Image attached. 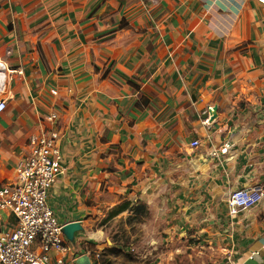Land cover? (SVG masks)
Returning a JSON list of instances; mask_svg holds the SVG:
<instances>
[{
	"label": "crops",
	"instance_id": "crops-1",
	"mask_svg": "<svg viewBox=\"0 0 264 264\" xmlns=\"http://www.w3.org/2000/svg\"><path fill=\"white\" fill-rule=\"evenodd\" d=\"M0 68L1 182L17 180L45 108L60 113L63 174L49 204L83 227L67 264L111 248L124 202L164 211L181 236L220 219L222 264H264V200L237 215L228 205L264 183L256 0H0Z\"/></svg>",
	"mask_w": 264,
	"mask_h": 264
},
{
	"label": "built area",
	"instance_id": "built-area-1",
	"mask_svg": "<svg viewBox=\"0 0 264 264\" xmlns=\"http://www.w3.org/2000/svg\"><path fill=\"white\" fill-rule=\"evenodd\" d=\"M256 1L264 6V0ZM51 95L57 97L58 91L51 90ZM59 121L57 109L46 107L40 117L42 130L29 138L28 152L18 164L17 180L0 181V264H67L73 251L63 232L65 225L49 204L50 191L63 174ZM199 146V141L192 143L194 148ZM230 148L226 143L221 153ZM263 200L264 183L236 189L229 196V212L237 215ZM101 258L96 253L94 260L90 257L91 264H102Z\"/></svg>",
	"mask_w": 264,
	"mask_h": 264
},
{
	"label": "rangeland",
	"instance_id": "rangeland-1",
	"mask_svg": "<svg viewBox=\"0 0 264 264\" xmlns=\"http://www.w3.org/2000/svg\"><path fill=\"white\" fill-rule=\"evenodd\" d=\"M4 96L0 95V108ZM262 123H253V128H262ZM264 128V127H263ZM158 214V213H156ZM150 215L143 221L117 219L108 227V246H113V240L121 244L127 243L125 251L134 259L117 258L113 264H222L225 262L227 251L221 248L220 236L224 239L227 234L218 226H210L204 232H198L196 226L183 225L184 236L173 229V221L164 216ZM207 219L205 222H207ZM212 225V223H210ZM172 230V232H171ZM227 243V241H225ZM226 253V254H225ZM102 256V255H101ZM103 257L101 258V262Z\"/></svg>",
	"mask_w": 264,
	"mask_h": 264
},
{
	"label": "trees",
	"instance_id": "trees-1",
	"mask_svg": "<svg viewBox=\"0 0 264 264\" xmlns=\"http://www.w3.org/2000/svg\"><path fill=\"white\" fill-rule=\"evenodd\" d=\"M126 212L130 215L128 221H143L149 216V210L146 204L142 202H124L111 212L110 219ZM126 248H128L127 243L121 244L120 242H115V240H113V246L102 253V264H113V259L121 257L133 260L134 257L129 252L127 253L125 251Z\"/></svg>",
	"mask_w": 264,
	"mask_h": 264
},
{
	"label": "water",
	"instance_id": "water-1",
	"mask_svg": "<svg viewBox=\"0 0 264 264\" xmlns=\"http://www.w3.org/2000/svg\"><path fill=\"white\" fill-rule=\"evenodd\" d=\"M215 111H216V109H215ZM214 117H215V115H214ZM81 231H83V227H82L81 223H69V224H66L64 226V229H63V232H64L67 240L69 242H72V243L75 241V235ZM109 243H110V245H112V243L110 241H109ZM76 264H91V260L88 256H82L76 261Z\"/></svg>",
	"mask_w": 264,
	"mask_h": 264
},
{
	"label": "bare ground",
	"instance_id": "bare-ground-1",
	"mask_svg": "<svg viewBox=\"0 0 264 264\" xmlns=\"http://www.w3.org/2000/svg\"><path fill=\"white\" fill-rule=\"evenodd\" d=\"M1 73H2V70H1V68H0V75H1Z\"/></svg>",
	"mask_w": 264,
	"mask_h": 264
}]
</instances>
